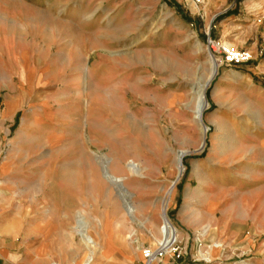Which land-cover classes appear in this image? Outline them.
<instances>
[{
  "label": "rangeland",
  "instance_id": "obj_1",
  "mask_svg": "<svg viewBox=\"0 0 264 264\" xmlns=\"http://www.w3.org/2000/svg\"><path fill=\"white\" fill-rule=\"evenodd\" d=\"M226 50L246 60L228 63ZM208 54L219 63L202 134ZM103 155L127 193L102 178ZM174 181L164 216L180 255H167L264 264V0H0L1 234L23 251L48 245L49 264H82L80 211L93 264H130L104 262L112 243L157 247Z\"/></svg>",
  "mask_w": 264,
  "mask_h": 264
},
{
  "label": "bare ground",
  "instance_id": "obj_2",
  "mask_svg": "<svg viewBox=\"0 0 264 264\" xmlns=\"http://www.w3.org/2000/svg\"><path fill=\"white\" fill-rule=\"evenodd\" d=\"M122 30H121V32H122ZM114 37H115V35H114ZM208 55L210 57H212L210 54H208ZM209 56H208V59H209V62L211 64L210 75L200 85V88H199L200 95L199 96H200L201 102L196 107V119L202 128V134L205 133V129H204V126L202 125L201 115H202L203 110L207 106V103L204 100V91H205L206 87L209 85V83L211 82V80L216 75V71H217V67H218V63H219L216 58L212 57V58H214V59H212ZM87 78L88 77L84 78L85 82H86ZM87 85L88 84L86 83L84 89H86ZM111 97H112V95L110 97H107L104 95L103 102L108 103L107 99H109ZM109 107H110V105H109ZM120 107H121V112H123L126 109V106L124 105V103H121ZM98 108L103 109V105L99 104ZM132 119H133V117H132ZM93 121H94V123H96L98 125H107L110 122V120L108 118H105L100 114L96 115L95 119H93ZM84 124H87V120L84 121ZM182 154L183 153L178 154L177 155L178 157L175 161V166H176V169H177L179 175L182 173V170H183L182 166H181ZM95 159L98 161L102 178L105 181H107L110 185H117V187L120 189L121 192L127 193V191L124 190V188H123L122 178L117 176L112 171L113 159L107 157L106 155H103L100 157H95ZM174 183H175V181L172 183V185H170V188L166 191L165 196L159 200V202L162 205V212L160 215L161 225L158 229V235L159 236L156 237L155 239H156L157 246H161L164 248L165 255L169 254V246L171 243H174V241H176L175 238L178 236L177 232L174 230V228L171 226V224L169 222H167L168 220L164 216V212H165V210L169 204V197L172 194ZM0 186H1V183H0ZM126 208L128 209L129 212L134 213L135 207L132 205L131 201H129L127 203ZM88 227H89L88 222L86 221L85 216L82 213H79L78 214V221H77V228H78L77 234L80 237V240L82 241V243L84 244V246L86 247V250H87V255H86V258H85L83 264H90V262L92 260V254H93L94 240L91 238V236L88 233ZM151 264H156V262H152Z\"/></svg>",
  "mask_w": 264,
  "mask_h": 264
},
{
  "label": "crops",
  "instance_id": "obj_3",
  "mask_svg": "<svg viewBox=\"0 0 264 264\" xmlns=\"http://www.w3.org/2000/svg\"><path fill=\"white\" fill-rule=\"evenodd\" d=\"M3 199H4V196H3V193L1 192V188H0V201H2ZM79 213H82V212L78 211L75 214V220H74V226H73V233L75 235H77L78 238H79V236L77 234V229H78L77 228V221H78V214ZM3 226H4V223L1 220V215H0V264H49L50 261L53 260L50 256V251L48 250V245H46L42 242V243L35 245L33 250L31 249L30 251H28V250L23 251L21 249V247L17 244V237L15 236L16 235L15 233H10L9 237H5L1 234V230H2ZM88 226H89V223H88ZM88 229H89V227H88ZM47 231H48V229H45L44 231H40V233H37L36 235L43 237V233L47 234ZM25 235L29 236V235H31V233L28 232ZM79 240H80V238H79ZM126 241H132V239L127 237ZM95 245H96V240L94 239L93 254H92V260H91L90 264H93V262H94V258H95V254H96ZM83 246H84V244H83ZM112 246L114 247V250L110 253L109 260L105 261L104 263H109L110 260H112V257L116 253H118L120 255L123 254L122 256L127 258V260L128 259L133 260V261L128 260L130 264H144V258H143L142 253L139 255V252L137 253V252L132 251V249L139 250L137 247H130L131 252L129 253L126 250H124L123 248H119L114 243H112ZM84 248L86 250L85 246H84ZM86 252H87V250H86ZM84 260H83V262H84ZM183 262H185V261H183ZM51 264H56V263H51ZM156 264H178V262H176L171 257V255H164V257L161 259V261L159 263H156ZM179 264H191V263L190 262H185V263L179 262ZM195 264H203V263L200 262V263H195Z\"/></svg>",
  "mask_w": 264,
  "mask_h": 264
},
{
  "label": "built area",
  "instance_id": "obj_4",
  "mask_svg": "<svg viewBox=\"0 0 264 264\" xmlns=\"http://www.w3.org/2000/svg\"><path fill=\"white\" fill-rule=\"evenodd\" d=\"M207 45L212 53L220 52L219 45L216 44L214 41H212L210 38H208L207 40ZM242 60H246V58H244L241 53L226 50V61L228 63H231L233 61L238 62ZM171 244L169 246V250H171L173 254L176 253V255L179 256L180 255L179 247L178 246L172 247ZM142 255L144 258V264H151L152 262L159 263L161 259L164 257L165 252L163 247L157 246L153 249L150 248L143 249Z\"/></svg>",
  "mask_w": 264,
  "mask_h": 264
}]
</instances>
